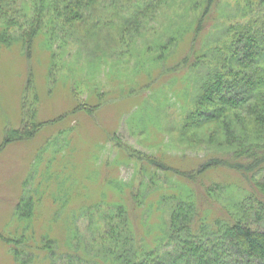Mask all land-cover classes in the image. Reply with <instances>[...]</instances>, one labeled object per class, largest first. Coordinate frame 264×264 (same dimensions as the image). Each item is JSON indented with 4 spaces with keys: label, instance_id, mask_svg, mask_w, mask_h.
I'll return each instance as SVG.
<instances>
[{
    "label": "rangeland",
    "instance_id": "374dc122",
    "mask_svg": "<svg viewBox=\"0 0 264 264\" xmlns=\"http://www.w3.org/2000/svg\"><path fill=\"white\" fill-rule=\"evenodd\" d=\"M188 2L96 0L83 19L73 20L74 28L46 33L52 46L38 36L29 57L18 42L0 48V264H53L56 259L46 253L57 258L67 252L75 232L74 246L83 237L91 255L99 245L93 229H102L103 214L123 197L127 204L142 180L149 185L145 173L163 183L161 190L177 182L172 169L163 174L151 161L188 172L223 152L228 143L183 129L196 94L190 89L218 69V51L206 49L207 58L186 75L163 72L188 51L190 31L184 26L200 0ZM217 3L218 15L225 16L206 43L221 39L230 24L264 20V1ZM178 27L185 29L179 43ZM15 130L20 137L5 142ZM204 176L217 206L232 212L247 195L237 171L218 166ZM156 201L155 195V208ZM245 213L246 225L264 231V222ZM83 260L61 258L55 264H91Z\"/></svg>",
    "mask_w": 264,
    "mask_h": 264
},
{
    "label": "trees",
    "instance_id": "16d2710c",
    "mask_svg": "<svg viewBox=\"0 0 264 264\" xmlns=\"http://www.w3.org/2000/svg\"><path fill=\"white\" fill-rule=\"evenodd\" d=\"M95 2L0 0V48L11 41L18 42L29 57L38 36H45L42 45L46 42L52 46L53 38L48 40L46 33L55 28H74L73 20L83 19L82 13L90 11ZM217 2L200 0L196 16L184 26L190 31L188 51L178 63L166 71L164 68L163 72L169 74L178 70L176 72L186 75L187 69L196 68L207 58L206 49L218 51V69L206 76L196 90L190 89L196 94L183 129L202 130L204 136L209 133L210 142L221 139L228 145L222 147L220 156L211 157L188 172L151 161L150 164L163 174L172 169V175L179 176L177 182L166 181L171 184L169 189L161 190L163 183H155L151 174L145 173L149 185L144 183L146 179L142 180L138 192L128 196L129 205L123 197V203L113 205L114 210L103 214V228L97 226L96 232L93 229V237L96 235L99 243L96 251L89 254L83 237L74 246L75 232L65 244L67 252L60 251L56 258L49 250L46 254L51 258H76L79 262L85 259L84 262L91 264H255L264 260V231L243 222L247 220L246 210L255 221L264 222V20L230 24L221 39L206 43L213 28L218 27L217 20L225 16L218 15ZM188 3L197 4V0ZM185 29L178 27L177 43L180 42L179 34ZM16 30L20 33L15 38ZM209 125L215 127L209 129ZM20 132L7 133L4 141L15 140ZM218 166L239 172L244 180L241 189L247 195L230 208L232 212L212 202L213 196L202 179L206 172ZM155 195L156 208L153 207ZM166 204L169 208L165 219L166 209L164 212L163 208ZM209 211L215 213L213 218ZM153 219L156 224H150ZM142 229L145 232L141 233ZM114 236L120 240L117 242ZM110 238L113 239L111 244ZM102 242L107 245L100 247Z\"/></svg>",
    "mask_w": 264,
    "mask_h": 264
}]
</instances>
